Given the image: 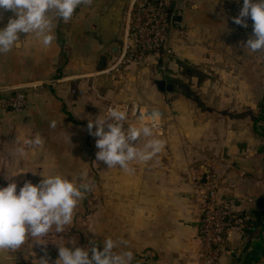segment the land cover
<instances>
[{"label":"crops","instance_id":"obj_1","mask_svg":"<svg viewBox=\"0 0 264 264\" xmlns=\"http://www.w3.org/2000/svg\"><path fill=\"white\" fill-rule=\"evenodd\" d=\"M126 2L85 0L80 11L75 10L67 22H61L62 19L51 13L55 39L50 46H43L35 33H20V39H25L23 46L0 53V87L25 88L28 96L25 111H0V187L15 182L19 191L28 180L26 176L70 174L76 160L85 157V152L76 149L79 141L76 129L87 124L77 122L74 117L80 99L73 96L71 89L76 86L83 89V81L105 73L99 72L97 67L102 56L108 61L107 50L110 55H118L116 52L122 44L108 46V31L110 25H115L116 31L118 24L117 32L120 33ZM81 11L83 15H79ZM7 12L4 10L0 28L15 16L12 11ZM176 22H180L178 16H174L173 23ZM65 24L69 28L67 35L74 36L81 45L76 52L80 56L79 62L70 58L62 63L57 38ZM75 66L81 71L72 72ZM175 90L174 87L173 91L165 92L173 94ZM210 91L209 95H213V90ZM204 104L186 103L191 107L188 111L194 112L195 117L191 114V125L185 121L183 136L167 134L162 116L158 129L162 134H154L163 141L161 151L148 161L130 162L131 171L118 165L108 168L100 161L99 185L103 195L100 197L99 248L102 249L105 238H111L116 244L114 251L132 252L130 264H199L202 214L193 182L188 179V157L182 151V144L192 139L188 128L193 126L199 131V140H203L200 128L211 123L209 118L213 121L212 110L218 106L209 101ZM205 110L209 111L207 115L202 112ZM230 119L221 121L228 126ZM51 121L56 122L54 128L49 126ZM36 135L42 138L40 145L24 143ZM145 142L146 139H141L140 146ZM85 143L88 144V140ZM238 146L234 150L229 148L222 156L219 152L207 151L210 162H196L192 167L199 170L200 175L195 169L192 172L213 178L210 184L218 188L225 206L238 217V222L228 230L217 264H260L264 261V152H247L246 144ZM20 147L25 149L24 156L17 152ZM88 157L91 160L92 153L88 152ZM216 159H219L217 163L214 162ZM32 183L39 181L32 180ZM48 237L52 239L44 241L41 237L42 243L28 238L19 247L17 257L9 261L0 257V264H15L20 259L42 264L40 260L47 261V255L51 258L47 264H55L59 246L71 247V243L58 234L49 233ZM7 250L10 249H0V256Z\"/></svg>","mask_w":264,"mask_h":264},{"label":"rangeland","instance_id":"obj_2","mask_svg":"<svg viewBox=\"0 0 264 264\" xmlns=\"http://www.w3.org/2000/svg\"><path fill=\"white\" fill-rule=\"evenodd\" d=\"M138 1L127 0L120 33L117 32L118 24L116 31L115 25H110L108 46L124 43L130 9ZM81 5L76 9L78 12ZM242 6L243 0H175L172 14L178 16L180 22L172 24L162 52L150 54L135 63L117 65L120 54L113 56L107 50V71L83 81V89H79V86L71 89L73 96L80 99L74 115L77 122L88 124L89 119L95 120L100 115L106 117L110 107L136 103L140 107L159 112L163 116L167 134L183 136V131L186 132L185 121L191 125V114L195 117L194 112L188 111L191 107L186 103L192 102L193 106H200L208 101L215 102L218 104L212 110L215 118L213 121L209 118L211 123L200 128L203 140H199V131L193 126L188 128V135L192 139L182 144V151L188 157V179L193 182V188L195 180L213 182V178L197 176L192 172L195 169L192 166L196 162H210L207 151L219 152L222 156L229 148L238 149L241 143L247 145V152H264V51L251 52L245 48L246 41L253 35V22L250 17H245V23L238 25L233 19L239 15ZM81 13L79 15H83ZM3 22L4 10L0 9V25ZM67 33L69 28L65 24L59 30L57 38L62 63L70 58L79 62L80 56L76 52L81 45L78 39L74 36L70 38ZM71 71L81 70L75 66ZM162 81L173 84L175 92L169 94L161 91L158 83ZM196 90H200L198 94H195ZM210 90H213V95H209ZM202 112L204 115L209 113L206 110ZM229 117L231 122L226 126L221 120ZM134 119L129 118V123L135 124ZM197 121L201 120L197 118ZM124 126L126 128L127 124ZM154 134L156 135L155 131ZM76 138L79 140L76 149L85 152V157L76 160L70 174L60 175L78 185L88 184L90 190L79 200L73 220L64 226L63 232L57 233L53 229L49 233L54 236L58 234L62 239L67 238L71 247L73 243L79 247H90L94 243L99 248L100 197L103 190L99 185L100 161L96 159L97 137L89 133L86 125L76 129ZM87 140L88 144L85 143ZM88 152L92 153L91 160ZM217 161L219 159L214 160L215 163ZM197 173L200 175L199 170ZM43 178L26 176L27 181L31 182H40ZM215 188L219 195L218 188ZM220 200L224 203L221 198ZM48 234L43 236L44 241L52 239ZM19 250L20 248L7 250L0 257L9 261L17 257ZM47 261H51L50 255H47ZM15 264L31 263L20 259Z\"/></svg>","mask_w":264,"mask_h":264},{"label":"clouds","instance_id":"obj_3","mask_svg":"<svg viewBox=\"0 0 264 264\" xmlns=\"http://www.w3.org/2000/svg\"><path fill=\"white\" fill-rule=\"evenodd\" d=\"M84 2L0 0V9L15 14L0 28V53L22 47L25 39H20V33H35L43 46H50L55 39L50 14L67 22ZM245 17H250L253 22V35L246 41L245 48L251 52L264 51V0H243L239 15L233 19L240 25L245 23ZM49 126L54 128L56 122L51 121ZM87 128L97 137L96 159L108 168L118 165L131 171L130 162L148 161L163 147V141L154 135V126L129 123L127 108L121 105L110 107L106 117L100 115L95 120L89 119ZM141 139H146L142 147ZM42 142L41 136L36 135L24 143L38 146ZM17 152L20 156L26 154L23 147ZM42 176L44 178L38 184L26 181L19 191L15 182L0 187V249H17L28 238L42 243L40 238L53 229L57 233L63 232L64 226L72 222L79 200L90 190L88 184L78 185L60 174ZM102 245V249L94 243L90 247H76L74 243L72 247L59 246L55 264H130L133 259L131 251H114L116 244L111 238H105ZM40 261L47 264L44 259Z\"/></svg>","mask_w":264,"mask_h":264},{"label":"built area","instance_id":"obj_4","mask_svg":"<svg viewBox=\"0 0 264 264\" xmlns=\"http://www.w3.org/2000/svg\"><path fill=\"white\" fill-rule=\"evenodd\" d=\"M175 0H139L130 9L125 40L120 48L122 63H135L150 54H158L165 47L173 24ZM28 96L25 88L0 87V111L20 113L27 109ZM128 111V120L134 117L135 124L161 128L162 115L156 110L140 107L136 103L123 105ZM133 120V119H132ZM195 191L201 208L199 226V264H217L220 251L226 243L229 228L238 222V217L221 202L217 190L210 183L195 180Z\"/></svg>","mask_w":264,"mask_h":264},{"label":"water","instance_id":"obj_5","mask_svg":"<svg viewBox=\"0 0 264 264\" xmlns=\"http://www.w3.org/2000/svg\"><path fill=\"white\" fill-rule=\"evenodd\" d=\"M117 54L119 53V50L118 52H116ZM114 52V54H116ZM97 70L99 72H106L107 71V61H106V58L104 56H102L99 60V64H98V67H97ZM158 88L161 90V91H167V92H171L173 91V85L171 84H167L166 82H159L158 83ZM156 134L160 135L162 134V130H157L156 131Z\"/></svg>","mask_w":264,"mask_h":264},{"label":"trees","instance_id":"obj_6","mask_svg":"<svg viewBox=\"0 0 264 264\" xmlns=\"http://www.w3.org/2000/svg\"><path fill=\"white\" fill-rule=\"evenodd\" d=\"M260 264H264V261H263V262H261Z\"/></svg>","mask_w":264,"mask_h":264}]
</instances>
